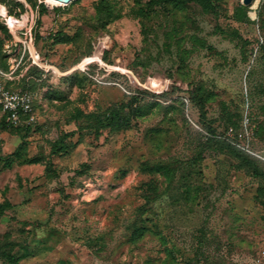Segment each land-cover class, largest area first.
<instances>
[{
  "label": "rangeland",
  "instance_id": "1",
  "mask_svg": "<svg viewBox=\"0 0 264 264\" xmlns=\"http://www.w3.org/2000/svg\"><path fill=\"white\" fill-rule=\"evenodd\" d=\"M99 1L0 0L3 79L44 69L30 129L0 124V264H264V0Z\"/></svg>",
  "mask_w": 264,
  "mask_h": 264
},
{
  "label": "trees",
  "instance_id": "2",
  "mask_svg": "<svg viewBox=\"0 0 264 264\" xmlns=\"http://www.w3.org/2000/svg\"><path fill=\"white\" fill-rule=\"evenodd\" d=\"M188 2H195L197 3L199 6H201L204 10L206 11H212V10H216L217 6L216 4L213 2V0H149V6L151 5H172L173 7L176 8H183L187 5ZM60 3V2H57ZM244 10H246L247 8L242 6ZM99 8H100V12H107L108 14H111V10L108 8V3L107 0H100L99 1ZM47 10V5L45 3H40L39 5V13L40 15L43 14L45 11ZM17 21L20 22V20L16 19ZM37 25L41 24V18H38L36 21ZM0 29L5 30V26L3 24L0 23ZM4 57V55L2 54V41L0 39V59L2 60ZM44 73V69L39 66V64H37L36 62H34L33 60H31L30 66L28 69H26L22 80L18 83H11L7 80H4L5 84L7 87L10 88H22V89H28L30 90L33 95V77L34 76H39L41 77ZM209 92H206V89L202 86V85H197L195 87H193L190 90V98L192 101H195L196 103H198V105L200 106V109H204L205 107V103L208 100L209 97ZM138 99L136 98V96H134L133 101H131L130 103L125 104L124 106H126L128 108V113L123 114L122 111L120 110L119 107H113L109 110V112L107 114L104 115H96V128L98 131H100L99 129H103L106 127H110V128H122L124 126H127L129 124V120H130V116L131 115H137L140 112V108L138 106H134L135 101H137ZM35 102V98L33 99V105ZM123 108V107H122ZM125 109V108H124ZM0 124H2L4 127H7L8 129H14V130H24V129H30V124H18V125H14V124H10L6 121L5 116H1V121ZM207 131H208V139L210 140H214L217 143H221L222 146L226 147L228 149L229 152H231V154H233L235 157L239 158L240 161L242 162L243 165H245L248 169H250L252 172L258 174L259 171L256 169L255 165H254V161L253 158L242 148L239 147V144L237 143H233L230 141H226V140H221L216 138L215 136H212L215 131L208 126L207 127ZM201 154L199 153L198 156H196V158H193L192 162L195 163L198 161V159H200ZM144 167L152 169L156 172H162L165 175L170 176L171 178L174 176L175 174V167L171 164V163H164V162H159L156 165L149 167V165L147 163H144ZM145 228L144 227H137L134 230V234L133 237L134 239H138L142 236V234L144 233ZM8 257L11 261H13L14 263H16V258L12 255V254H8Z\"/></svg>",
  "mask_w": 264,
  "mask_h": 264
},
{
  "label": "built area",
  "instance_id": "3",
  "mask_svg": "<svg viewBox=\"0 0 264 264\" xmlns=\"http://www.w3.org/2000/svg\"><path fill=\"white\" fill-rule=\"evenodd\" d=\"M4 73L0 69V114L10 124L29 123L33 119V93L28 89L7 87L2 76ZM262 261L264 263V253Z\"/></svg>",
  "mask_w": 264,
  "mask_h": 264
},
{
  "label": "water",
  "instance_id": "4",
  "mask_svg": "<svg viewBox=\"0 0 264 264\" xmlns=\"http://www.w3.org/2000/svg\"><path fill=\"white\" fill-rule=\"evenodd\" d=\"M56 1H58V2H60V3L67 4V3H70L72 0H56ZM254 1H255V0H243V3H244L245 5H251V4L254 3Z\"/></svg>",
  "mask_w": 264,
  "mask_h": 264
},
{
  "label": "bare ground",
  "instance_id": "5",
  "mask_svg": "<svg viewBox=\"0 0 264 264\" xmlns=\"http://www.w3.org/2000/svg\"><path fill=\"white\" fill-rule=\"evenodd\" d=\"M54 1H56V0H54ZM56 2H58V1H56ZM257 2H258V0H255L253 5H256ZM256 6H257V5H256Z\"/></svg>",
  "mask_w": 264,
  "mask_h": 264
}]
</instances>
